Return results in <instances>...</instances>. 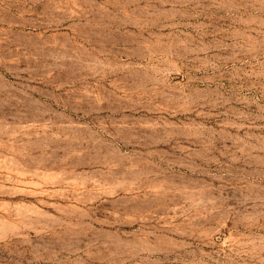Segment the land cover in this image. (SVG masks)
Segmentation results:
<instances>
[{"label":"rangeland","instance_id":"374dc122","mask_svg":"<svg viewBox=\"0 0 264 264\" xmlns=\"http://www.w3.org/2000/svg\"><path fill=\"white\" fill-rule=\"evenodd\" d=\"M0 264H264V0H0Z\"/></svg>","mask_w":264,"mask_h":264}]
</instances>
